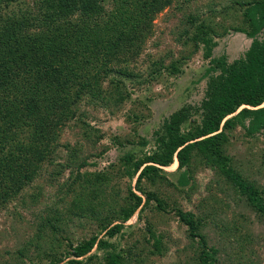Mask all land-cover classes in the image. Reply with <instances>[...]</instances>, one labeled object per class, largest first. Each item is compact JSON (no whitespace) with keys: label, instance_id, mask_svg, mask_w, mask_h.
Instances as JSON below:
<instances>
[{"label":"rangeland","instance_id":"374dc122","mask_svg":"<svg viewBox=\"0 0 264 264\" xmlns=\"http://www.w3.org/2000/svg\"><path fill=\"white\" fill-rule=\"evenodd\" d=\"M262 1L137 0L136 7L128 12L139 22L134 30L136 34L139 32L138 54L132 60L126 56V42L118 49L115 46L103 62L108 63V69L120 65L134 69L137 78L123 77L120 95L113 90L111 94L108 81L112 74L107 71L103 77V71L93 70L90 65L88 80L97 71L103 79L100 88L81 96L76 115L82 117L70 118L65 126H60L53 134L41 169L9 198L7 208L0 209V264L46 262V252L49 254L56 245L53 226L65 230L59 234L63 241L59 251L67 247L64 238L76 244L89 240L97 232L98 224L89 218L88 208L81 205L85 198L74 193L81 191L75 180L77 174L108 171L110 181L106 189L118 195L113 202L118 209L126 205L130 190L146 200L137 189V174L131 178L124 171L128 166L124 165L125 159L132 156L135 163L162 149L166 120L182 107L191 106L187 121L180 126L184 137H192L201 128L195 108L204 98L205 83L210 76L205 72L211 65L210 59L221 58L231 63L244 56L252 41L242 33L250 30L244 11ZM24 3L26 0H19L10 9L18 12ZM10 9L5 8L4 12L9 13ZM200 27L213 43L210 59L204 57L203 45L196 50L191 41ZM183 56L188 58L181 73L172 76L161 70L160 77L152 80L150 72L156 69L155 61L165 58L166 66L170 59ZM58 74L59 70L54 72ZM218 74L216 70L215 75ZM248 124L249 120H238L224 130L227 141L221 150L264 202V131L249 133ZM82 161L87 165L79 168ZM67 163L71 164L69 169L65 167ZM174 164L149 172L140 185L159 195L166 210L155 211L153 205L152 209L145 205L143 219L139 220L142 203L124 228L108 241L118 248L136 246L132 251H142L139 256L144 259L142 264H197L201 250L198 241L203 236L207 248L218 250V264H264V213L250 206L247 193L225 183L217 167L206 165L196 149L183 169ZM183 174L187 181L179 184ZM109 201L107 205L111 204ZM175 211L194 219L197 237L189 234L188 226ZM145 222L162 237L165 255L150 253L151 246L145 244ZM42 227L45 231H38ZM59 235H55L58 240ZM19 251L24 252V257L20 258Z\"/></svg>","mask_w":264,"mask_h":264},{"label":"trees","instance_id":"16d2710c","mask_svg":"<svg viewBox=\"0 0 264 264\" xmlns=\"http://www.w3.org/2000/svg\"><path fill=\"white\" fill-rule=\"evenodd\" d=\"M17 2L19 0H0V209L7 208L9 198L41 169L53 134L60 126L70 118L82 117L76 115L81 96L100 88L103 79L98 77L97 71L88 80L91 64L93 70L99 68L104 72L103 77L107 71L112 74L108 81L111 94L113 90L120 95L123 77L133 80L138 76L134 69L126 66L108 69V63H103L115 46L118 49L126 42V56L132 60L138 54L139 32L136 34L134 30L139 22L128 12L136 7L137 0H26L18 12L12 11V4ZM5 8L10 9L9 13L4 12ZM244 17L250 30H242V33L252 40L251 45L243 57L231 63L211 58L213 43L202 27L192 35L194 49L203 45L204 57L211 58L205 72L210 76L205 83L204 98L195 108V113L200 115L201 128L192 137H184L180 126L187 121L191 106L182 107L166 120L162 149L135 163L132 156L124 158V165H128L124 171L131 178L137 174V189L146 200L130 190L126 205L118 209L113 205L118 195L106 189L110 181L108 171L77 174L75 180L80 183L81 191L74 193L85 198L80 197L85 202L81 205L88 208L89 218L98 224L97 232L89 240L76 244L66 237L67 247L59 251L63 242L60 235L65 230L53 226V243L57 249L52 247L49 254L46 252V262L30 260L29 264H142L144 259L139 257L142 251H132L136 246L118 248L108 239L124 228V223L142 203L139 220L143 219L145 205L150 209L153 205L155 211L166 210L159 195L141 188V180L149 172L161 171L174 163L183 169L193 149L198 150L206 165L217 167L225 183L247 193L251 207L264 213V202L256 190L233 168L221 150L227 141L224 130L238 120H249V133L264 131V0L246 8ZM187 58L170 59L166 66L165 58L158 59L150 77L157 80L161 70H167L165 73L172 76L179 73ZM57 70L59 74L54 75ZM216 70L218 75H215ZM86 165L82 161L79 168ZM70 166V163L65 164L66 169ZM185 179L183 174L179 184L186 183ZM107 200L111 204L107 205ZM176 214L188 226L189 234L197 237L194 219L180 211ZM145 223V244L151 246L150 253L158 257L165 255L162 237L156 235L149 222ZM56 234H60L59 240ZM198 244L201 250L197 264H218V250L207 248L203 236ZM18 254L20 258L25 255L23 251Z\"/></svg>","mask_w":264,"mask_h":264},{"label":"bare ground","instance_id":"6f19581e","mask_svg":"<svg viewBox=\"0 0 264 264\" xmlns=\"http://www.w3.org/2000/svg\"><path fill=\"white\" fill-rule=\"evenodd\" d=\"M173 165H174V164H173ZM173 165H172V166H173Z\"/></svg>","mask_w":264,"mask_h":264},{"label":"clouds","instance_id":"9594fccd","mask_svg":"<svg viewBox=\"0 0 264 264\" xmlns=\"http://www.w3.org/2000/svg\"><path fill=\"white\" fill-rule=\"evenodd\" d=\"M176 159V158H175Z\"/></svg>","mask_w":264,"mask_h":264}]
</instances>
